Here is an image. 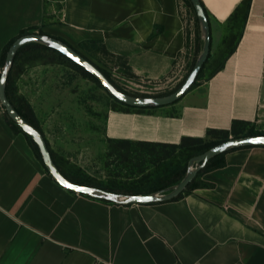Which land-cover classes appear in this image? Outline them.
Listing matches in <instances>:
<instances>
[{
	"label": "crops",
	"instance_id": "0c3cea01",
	"mask_svg": "<svg viewBox=\"0 0 264 264\" xmlns=\"http://www.w3.org/2000/svg\"><path fill=\"white\" fill-rule=\"evenodd\" d=\"M201 2L210 48L190 90L160 106L104 105L105 137L177 144L230 130L235 120L256 122L264 107V0ZM22 31L59 38L94 64L86 51L106 53L113 70L165 93L202 43L187 0H0V71L6 44ZM31 48L10 67L8 99L49 144L48 118L66 115L67 103L90 104L91 91L78 101L77 86L89 90L91 82ZM5 114L0 103V264H264V145L226 151L223 164L200 171L178 199L123 205L59 185Z\"/></svg>",
	"mask_w": 264,
	"mask_h": 264
},
{
	"label": "rangeland",
	"instance_id": "374dc122",
	"mask_svg": "<svg viewBox=\"0 0 264 264\" xmlns=\"http://www.w3.org/2000/svg\"><path fill=\"white\" fill-rule=\"evenodd\" d=\"M30 51L38 58L63 61L70 67V70L74 71L75 75L82 74L70 61L48 49L36 48L30 49ZM86 53L109 73L119 87L130 93L157 95L168 90L167 87L155 88L152 82H140L128 77L127 74L124 76L122 72L125 70L120 66L117 70H113L112 67L116 63L106 53H94L95 55L90 51H86ZM85 77L91 82L85 83L90 88L89 90L86 89L87 87L82 88L83 84L77 86L78 90L82 89L80 93H77L78 101L80 99L85 102L89 97L87 93L91 91L92 102L90 104L86 102L84 105L67 103V109L62 111L67 112L66 115L59 114L60 111L56 110L57 117H50L47 120L46 134L50 138L49 144L63 171L74 178L96 185L112 187L117 190L128 188L144 191L163 183L172 169H181L184 166L188 151L190 148L196 147L197 142H193L191 146H179L170 156L158 159L162 154V148L158 145L131 142L126 146H121L116 140L105 137L102 116L104 105L108 108L121 107L122 105L96 81L88 76ZM261 100L264 102V86L261 90ZM72 102L70 100V103ZM87 105L90 107L88 108ZM89 109L92 114L88 117ZM256 118L258 119L252 124L246 122L241 125L243 132L246 130L264 132V107L259 110V115Z\"/></svg>",
	"mask_w": 264,
	"mask_h": 264
},
{
	"label": "water",
	"instance_id": "95a60500",
	"mask_svg": "<svg viewBox=\"0 0 264 264\" xmlns=\"http://www.w3.org/2000/svg\"><path fill=\"white\" fill-rule=\"evenodd\" d=\"M189 1L194 9L197 19L199 35L202 40L201 47L190 70L187 72L179 85L171 92L161 95H137L120 90L107 78V76L96 64L66 42L54 36L40 32H26L17 36L10 43L6 50L3 65L0 71V103L12 121L36 144L44 167L59 185L73 192L85 194L93 198L106 200L116 204L128 205L133 203L145 204L162 202L170 200L181 193L186 185L196 176L197 172L213 156L238 147L264 145V134H251L236 137L229 136L227 139L210 146L205 151L191 156L187 160L184 175L179 181L173 184L146 193L111 191L94 185L74 182L67 178L55 164L41 131L27 121L7 98L5 93L6 80L14 56L22 45L34 42L60 52L65 57L84 68L99 81L103 88L113 98L126 105L135 107H152L165 105L177 100L192 86L193 82L196 80L202 65L207 59L210 48V26L203 4L200 0ZM69 185H71V187H69Z\"/></svg>",
	"mask_w": 264,
	"mask_h": 264
},
{
	"label": "trees",
	"instance_id": "16d2710c",
	"mask_svg": "<svg viewBox=\"0 0 264 264\" xmlns=\"http://www.w3.org/2000/svg\"><path fill=\"white\" fill-rule=\"evenodd\" d=\"M188 3L191 5L190 1L187 0ZM201 1V0H200ZM248 1L247 0V6H248ZM202 3V2H201ZM204 7V6H203ZM205 9V8H204ZM206 11V10H205ZM245 16V14H244ZM23 33H26V31H22L19 35L23 34ZM40 33H43L40 31ZM18 35V36H19ZM16 38V37H15ZM15 38H12L5 46L3 52H2V55H1V64H3V61H4V57H5V53H6V50L8 48V46L10 45V43L15 39ZM27 47H32L31 49H36V48H40V49H48L50 50L52 53H55L56 55L60 56V57H63L65 59H67L68 61H70L73 65H75L79 70L80 72L85 75V76H88L90 77L91 79H93L94 81H96L97 84H99L101 87H103L99 81L93 76L91 75L89 72H87L84 68H82L81 66H79L78 64L74 63L72 60H70L69 58L65 57L63 54H61L60 52L52 49V48H49L47 46H44V45H41V44H38V43H34V42H30V43H26L24 45H22L16 52L15 56H14V59H13V62H12V65L15 61V58L17 56V54L22 51V49L24 48H27ZM44 62H54V61H57V60H54V59H43ZM59 61V60H58ZM206 61V60H205ZM194 63V61L192 62V64ZM205 63V62H204ZM11 65V66H12ZM192 66V65H191ZM204 64L202 65L198 75L200 74L202 68H203ZM100 68V67H99ZM191 68V67H190ZM101 71L107 76V78L113 82V84H115V86H117V88H119L120 90H123L125 92H128L124 89H122L121 87H119L114 81L113 79L110 77V75L105 71L103 70L102 68H100ZM128 73V76H132V74L130 72H127ZM198 77V76H197ZM196 77V78H197ZM9 82H10V72L8 73V76H7V80H6V88H5V93H6V96L8 98V89H9ZM195 82V81H194ZM193 82V84H194ZM192 84V85H193ZM130 93V92H128ZM131 94H136V93H131ZM159 94H164V93H158L157 95ZM139 95V94H137ZM115 99V98H114ZM116 100V99H115ZM118 101V100H116ZM119 102V101H118ZM12 103V102H11ZM119 103H122V102H119ZM124 104V103H122ZM16 110L27 120L30 122V120L17 108L15 107ZM6 116V120L7 122L10 124V126L13 128V130L15 131H20L22 132L30 147L32 148L33 152L35 153L36 157L38 159L41 160L40 158V154H39V151H38V148L36 146V144L33 142V140L26 134L24 133L20 127H18L13 121L12 119L7 115L5 114ZM32 125H34L36 128L37 126L35 124H33L32 122H30ZM246 122H241V121H233L232 122V125H231V128L230 130H226V129H213V130H208L207 132V136L206 137H182L181 138V141L177 144H166V143H154V142H138L140 144H146V145H158L159 147L162 148V154L158 157V159H165L166 157L170 156L172 153L175 152L176 148L179 147V146H191L193 142H197L198 145L196 147H192L190 148V151H188V155H187V160L193 156V155H196V154H199L203 151H205L207 148H209L210 146L214 145V144H217L225 139H227L229 137V133H231L232 137H236V136H243V135H251V134H264V132H254L252 130H246L245 132H243L242 130V127L241 125H244ZM38 129V128H37ZM42 133V132H41ZM46 141V144L48 146V149L51 153V156L55 162V164L57 165V167L60 169V171L67 177L69 178L70 180L74 181V182H78V183H83V184H88V185H94V186H98V187H101V188H104V189H107V190H111V191H117V192H125V193H146V192H150V191H153V190H157V189H161L165 186H168L170 184H173L177 181H179L182 176L184 175L185 171H186V165H187V160H186V163L184 164V166L181 168V169H172L170 171L169 174H167L166 176V180L161 183L160 185L156 186V187H152V188H149L147 190H144V191H139V190H133V189H114L112 187H107V186H102V185H96V184H92V183H89L87 181H84V180H81V179H77V178H74L72 176H70L69 174H67L65 171H63L61 169V167L59 166V164L56 162L55 158H54V155H53V152L52 150L50 149L49 147V144ZM117 143L121 146H126L128 144H130L131 142L128 141V140H118ZM189 149V148H188ZM225 152H222V153H219L215 156H213L212 158H210L206 164L197 172L196 176L198 175V173L200 171H203L205 169H208V168H212V167H217V166H220L223 164L224 160H223V154ZM196 176L186 185V187L183 189V191L181 193H179L177 196L173 197L172 199L170 200H174V199H178L183 193L185 192H188L190 191V189H192L195 185H196V182H195V178ZM103 201H106V200H103Z\"/></svg>",
	"mask_w": 264,
	"mask_h": 264
},
{
	"label": "snow or ice",
	"instance_id": "6c2138e0",
	"mask_svg": "<svg viewBox=\"0 0 264 264\" xmlns=\"http://www.w3.org/2000/svg\"><path fill=\"white\" fill-rule=\"evenodd\" d=\"M69 187H71V185H69Z\"/></svg>",
	"mask_w": 264,
	"mask_h": 264
}]
</instances>
